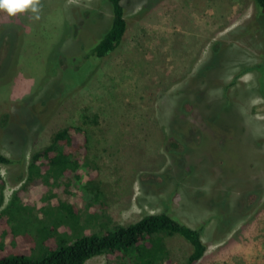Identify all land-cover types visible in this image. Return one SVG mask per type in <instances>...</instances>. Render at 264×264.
I'll return each instance as SVG.
<instances>
[{"label":"rangeland","instance_id":"374dc122","mask_svg":"<svg viewBox=\"0 0 264 264\" xmlns=\"http://www.w3.org/2000/svg\"><path fill=\"white\" fill-rule=\"evenodd\" d=\"M38 5V19L0 11V118L9 115L0 153L13 160L0 164V256L37 260L60 242L165 211L193 228L207 222L197 264H264V97L260 71L248 68L262 50L252 1L126 0L125 37L97 65L84 56L109 23L104 0ZM65 125L89 134L86 189L53 166L28 176L39 167H29L32 154ZM29 131L32 141L15 154L9 143ZM68 183L79 186L68 193ZM168 246L183 262L187 242L173 237Z\"/></svg>","mask_w":264,"mask_h":264},{"label":"trees","instance_id":"16d2710c","mask_svg":"<svg viewBox=\"0 0 264 264\" xmlns=\"http://www.w3.org/2000/svg\"><path fill=\"white\" fill-rule=\"evenodd\" d=\"M124 1L126 0H104L111 14L109 23L100 37H96L98 40L96 39L91 48L89 47L88 54L84 56L86 64L95 61L94 65H97L102 58L117 49L125 37L127 20ZM251 1L254 5L252 20L260 37L262 61L248 68L256 67L260 71V86L264 97V0ZM60 63L63 62L60 61ZM241 68L246 67L241 66ZM75 69L79 71L78 67ZM61 100L62 97L56 101V105ZM42 103L45 107L46 103ZM41 113L42 111L38 115ZM38 115L37 118H33V122L38 120ZM8 116V114H3L0 118V129L6 126ZM47 120L45 118L41 125ZM31 133L33 134L29 131L11 140L9 144L13 146L12 151L15 154L24 153V150L18 147H28L34 137ZM15 143L21 145H13ZM12 162V159L0 153V164H11ZM90 164L93 162L89 158L88 131L79 126L65 125L51 135L47 145L32 154L29 167L39 165L41 168L28 171V176L36 173L40 177H45L49 166L57 167L60 169L58 174L68 179L72 175L74 180L81 185L68 183L69 186L66 189L69 193L76 190L78 186L83 189L87 188L85 180L91 179V175L84 172L82 168ZM94 171L96 170H92ZM0 184L2 188L4 181L1 175ZM1 202L2 194L0 204ZM206 225L207 222L198 228L190 227L165 211L147 213L134 222L115 225L111 229L103 228L97 233L74 238L67 244L60 242V246L49 248L47 254L40 259L32 260L24 255L16 254L0 256V264H85L86 261L97 256H104L111 262L110 264H176L168 246V240L173 237H180L189 245L188 254L180 264H197L207 250V245L202 240V232Z\"/></svg>","mask_w":264,"mask_h":264},{"label":"clouds","instance_id":"9594fccd","mask_svg":"<svg viewBox=\"0 0 264 264\" xmlns=\"http://www.w3.org/2000/svg\"><path fill=\"white\" fill-rule=\"evenodd\" d=\"M0 11L6 12L9 16L30 11L35 18H39L38 0H0Z\"/></svg>","mask_w":264,"mask_h":264}]
</instances>
